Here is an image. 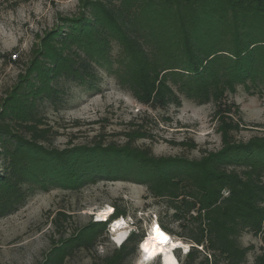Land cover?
<instances>
[{"label": "trees", "instance_id": "1", "mask_svg": "<svg viewBox=\"0 0 264 264\" xmlns=\"http://www.w3.org/2000/svg\"><path fill=\"white\" fill-rule=\"evenodd\" d=\"M100 69L145 105L178 102L177 93L197 105L214 103L220 149L199 159L156 157L134 145L148 135L132 124L121 144L52 147L39 127L40 105L63 101L72 85L95 90ZM237 85L251 94L264 89V0H84L80 14L43 35L0 104V217L35 186L131 182L182 222L178 237L191 246L183 258L173 250L178 264H245L242 236L264 231V135L236 138L244 124L226 94ZM162 212L157 224L172 236ZM125 214L114 208L109 221ZM66 220L53 218L59 237L40 264L90 253L108 232V223L90 222L66 236ZM144 239L133 231L90 264H131ZM255 261L264 264V253Z\"/></svg>", "mask_w": 264, "mask_h": 264}, {"label": "rangeland", "instance_id": "2", "mask_svg": "<svg viewBox=\"0 0 264 264\" xmlns=\"http://www.w3.org/2000/svg\"><path fill=\"white\" fill-rule=\"evenodd\" d=\"M83 1L0 0V104L43 35L61 18L80 14ZM226 95V100L239 108L244 124L236 138L247 141L264 135V89L261 94H251L243 85H237L234 92ZM177 97L178 102L167 105H145L100 69L95 90L72 85L66 89L63 101L56 105L42 103L39 127L48 131V144L58 150L98 140L104 144L124 143L122 135L130 124L141 127L148 135V139L136 140L134 145L149 147L156 157L199 159L205 152L219 150L220 136L212 118L214 103L197 105L183 94L177 93ZM106 208L126 212L112 219L122 225L121 229L117 232L108 224L107 235L99 239L94 250L78 252L66 264H90L92 256L102 257L118 248L133 231L146 238L161 211L163 223L174 233L170 237L182 243V258L191 246L178 237L182 222L175 221L171 211L165 212L164 204L148 197L144 186L102 178L75 189L51 186L43 190L35 186L14 211L0 217V264H40L51 241L59 237L52 225L56 214L66 215L62 223L68 236L90 222H103L97 214ZM118 233L124 234V240L115 244L113 239ZM240 243L248 248L245 264H256V258L264 253V231L257 236L243 235ZM141 245L142 242L131 264H160L159 258L143 261Z\"/></svg>", "mask_w": 264, "mask_h": 264}, {"label": "bare ground", "instance_id": "3", "mask_svg": "<svg viewBox=\"0 0 264 264\" xmlns=\"http://www.w3.org/2000/svg\"><path fill=\"white\" fill-rule=\"evenodd\" d=\"M111 208H106L102 212L97 214L99 220L105 219ZM157 222L151 224L149 233L147 237L142 241V251L144 252L143 261L150 262L158 258V255L163 257V264H178L176 256H174L173 250L176 247H181L182 243L180 241H174L170 235L164 232L161 228L157 227ZM121 224L117 222L114 226V230L117 232L121 229ZM159 229V231H157ZM115 231V232H116ZM161 233L164 235L162 236ZM167 237L165 240L164 237ZM124 240V234L118 233L113 239L115 244H120Z\"/></svg>", "mask_w": 264, "mask_h": 264}, {"label": "water", "instance_id": "4", "mask_svg": "<svg viewBox=\"0 0 264 264\" xmlns=\"http://www.w3.org/2000/svg\"><path fill=\"white\" fill-rule=\"evenodd\" d=\"M181 247H176L175 249H180ZM174 250V249H172ZM158 258L160 259V264H163V257L158 255ZM178 262V261H177Z\"/></svg>", "mask_w": 264, "mask_h": 264}, {"label": "snow or ice", "instance_id": "5", "mask_svg": "<svg viewBox=\"0 0 264 264\" xmlns=\"http://www.w3.org/2000/svg\"><path fill=\"white\" fill-rule=\"evenodd\" d=\"M157 231H159V229H157ZM161 235L163 236L164 234H163V233H161ZM164 238H165V240L167 239V237H166V236H165Z\"/></svg>", "mask_w": 264, "mask_h": 264}, {"label": "built area", "instance_id": "6", "mask_svg": "<svg viewBox=\"0 0 264 264\" xmlns=\"http://www.w3.org/2000/svg\"><path fill=\"white\" fill-rule=\"evenodd\" d=\"M16 57V55L14 54V55H12V58L14 59Z\"/></svg>", "mask_w": 264, "mask_h": 264}]
</instances>
